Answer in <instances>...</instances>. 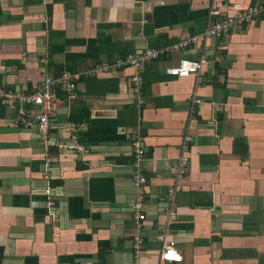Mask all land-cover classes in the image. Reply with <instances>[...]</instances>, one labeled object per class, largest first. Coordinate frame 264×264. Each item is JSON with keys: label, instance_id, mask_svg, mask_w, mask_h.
<instances>
[{"label": "crops", "instance_id": "obj_1", "mask_svg": "<svg viewBox=\"0 0 264 264\" xmlns=\"http://www.w3.org/2000/svg\"><path fill=\"white\" fill-rule=\"evenodd\" d=\"M261 1L0 0L1 84L32 90L48 74L81 73L75 99L54 89L63 101L49 151L36 127L0 110V264H161L168 223L183 259L164 264H264V16L147 64L138 107L134 67L85 74L201 34L213 8L222 17ZM201 56V84L167 72ZM187 135L189 163L177 177ZM73 140L81 149L63 146Z\"/></svg>", "mask_w": 264, "mask_h": 264}, {"label": "built area", "instance_id": "obj_2", "mask_svg": "<svg viewBox=\"0 0 264 264\" xmlns=\"http://www.w3.org/2000/svg\"><path fill=\"white\" fill-rule=\"evenodd\" d=\"M219 14L217 9H211L209 12L208 24L205 30L198 35H190L181 39L179 42H175L171 45L162 47H150L145 50L133 51L127 53L124 57H118L115 61L109 62L102 60L90 70L85 72L87 75H95L98 72L109 71L112 68H122L126 66H131L135 68V73L131 75V82L134 92L139 96L138 103L136 106L142 105L145 100L141 95V85H142V69L149 63L161 59L163 57H168L175 50L181 47L193 45L201 38H208L212 36H218L229 32L234 27H243L251 23L255 19L259 18L261 14H264V1L256 3L249 6L243 10L236 11L226 16L216 17ZM205 56L199 58H188L180 57L178 60L167 68V72L171 75L178 77H187L189 75H194L197 77V84L203 83V63H205ZM81 73H76L68 70L61 71L58 75H46L39 84L35 85L34 89L26 90L21 88H9L4 84L0 83V110L1 109H11L16 111L18 114V122L23 126L30 127L34 126L37 129L38 135L44 143L46 151H49L52 145L57 143L50 138V130L54 127V117L58 110L59 104L63 101V97H60L55 92V87H61L64 91L66 98L75 99L78 95L77 93V81L79 80ZM191 141V136H185V145L183 147V152L179 157V162L177 165V177H182L187 171L189 157V142ZM67 149L73 150L80 148L75 140L65 143L63 145ZM146 149L141 140L135 142L134 147V157L136 171L133 174V181L136 185L141 187L145 182V176L143 174L142 166L145 157ZM51 159L47 158V165L50 163ZM48 177V176H46ZM44 193L47 197V205L52 216L54 215V208L56 201L52 192V187L47 184L44 188ZM141 196L132 203V209L136 213V218L138 220L145 218L144 213H141ZM171 210L169 213L170 218L174 214V202L171 198ZM158 238L162 242V250L160 252V263L165 262H181L183 256L175 244L173 238L172 229L168 225L158 233ZM144 239L141 235H135L133 241V247L135 255L141 251Z\"/></svg>", "mask_w": 264, "mask_h": 264}, {"label": "trees", "instance_id": "obj_3", "mask_svg": "<svg viewBox=\"0 0 264 264\" xmlns=\"http://www.w3.org/2000/svg\"><path fill=\"white\" fill-rule=\"evenodd\" d=\"M264 16V14H261V16L259 17V18H262ZM259 18H257V19H259ZM257 19H255V20H257ZM232 30V29H231ZM125 56V55H124ZM124 56H122V57H124ZM163 58H165V57H163ZM70 70H72V71H74V69L73 68H69ZM244 144V143H243Z\"/></svg>", "mask_w": 264, "mask_h": 264}]
</instances>
